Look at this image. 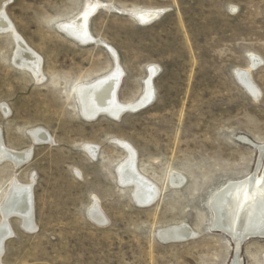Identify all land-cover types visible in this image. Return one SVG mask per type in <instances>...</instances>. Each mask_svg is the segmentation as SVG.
Here are the masks:
<instances>
[{"label":"rangeland","instance_id":"obj_1","mask_svg":"<svg viewBox=\"0 0 264 264\" xmlns=\"http://www.w3.org/2000/svg\"><path fill=\"white\" fill-rule=\"evenodd\" d=\"M86 1L0 0L41 55L45 75L37 82L17 67L14 41L0 33L2 140L15 150L32 146L26 163L0 161V205L13 177L33 179L36 225L29 231L20 217L8 218L13 234L1 263L228 264L237 251L241 264H264V236L237 247L210 226L209 206L226 182L254 173L259 159L264 168L256 147L264 144V0H99L113 6L97 9L89 21L101 45L78 43L59 28ZM146 9L159 14L144 22L131 16ZM251 55L258 58L253 67ZM115 59L123 71L122 102L142 93L148 66H156L151 101L118 118H84L76 84L108 72ZM239 69L249 70L256 97L237 81ZM34 127L51 140L34 144ZM118 140L134 148L137 168L160 189L148 205L138 204L133 187L117 179L116 166L126 155ZM171 172L183 177L180 185L170 184ZM94 201L103 223L88 215ZM180 223L195 233L158 237Z\"/></svg>","mask_w":264,"mask_h":264},{"label":"bare ground","instance_id":"obj_2","mask_svg":"<svg viewBox=\"0 0 264 264\" xmlns=\"http://www.w3.org/2000/svg\"><path fill=\"white\" fill-rule=\"evenodd\" d=\"M103 7L111 9L113 6L99 0H87L82 10L75 17L59 22L60 30L78 43H100L101 45L102 41L92 34L89 21L97 9L99 10V8ZM130 13L136 20L144 22L158 16L159 10H133ZM0 33L9 34L14 41L13 63L29 72L31 77L37 82L44 81L45 75L42 70L41 55L26 43L23 36L18 33L12 20L8 17L7 12L3 9H0ZM105 45L113 54L114 49L108 44ZM250 58L253 67L258 62V58L252 56L249 57V60ZM147 70L142 93L136 99L127 102H122L118 99V88L122 81L123 71L117 59L114 60V65L108 72L91 80L78 82L75 86L74 96L79 102L80 114L86 119L93 120L100 115L118 118L125 109L140 110L139 108L148 104L153 97L152 78L155 76L157 68L154 65H150ZM236 73L237 81L253 97H256L258 90L250 79L249 70L239 69L236 70ZM1 108L4 113L8 112L5 104H2ZM29 135L34 144L51 140L50 134L41 127L30 129ZM240 138L248 140L245 137ZM118 143L124 148L126 155L122 162L116 166L117 179H119L121 184L133 187V198L138 204L144 206L153 202L158 197L160 189L137 168V155L134 148L124 140H118ZM256 147L261 157L264 154V144ZM85 148L92 155L96 153L94 145H86ZM31 152L32 146L24 150H15L7 147L3 143L0 132V161L6 160L15 165H21L29 160ZM169 182L174 186L180 185L183 182V177L177 172H171ZM33 184L34 181L31 178L28 182L23 183L13 177L9 182L6 196L0 205V257L3 253L5 240L13 234L12 227L8 221L9 217L14 215L20 217L21 225L26 230L32 231L36 229ZM209 206L212 214L210 226L227 232L234 241L254 236L263 237L264 168L261 167L260 159L256 163L254 173H249L246 177L238 180H230L217 190L213 194ZM88 215L98 223L105 221V217L96 201L90 207ZM194 233L193 230L188 229L186 224L180 223L159 230L158 235L162 240H167ZM0 264H2L1 261ZM228 264H241L237 251Z\"/></svg>","mask_w":264,"mask_h":264},{"label":"water","instance_id":"obj_3","mask_svg":"<svg viewBox=\"0 0 264 264\" xmlns=\"http://www.w3.org/2000/svg\"><path fill=\"white\" fill-rule=\"evenodd\" d=\"M236 77H237V73H236ZM245 88V87H244ZM125 110H130V109H125ZM124 110V111H125ZM150 204V203H149ZM148 205V204H147ZM225 232V231H224ZM225 233H227V232H225ZM228 234V233H227ZM190 235H186V236H182V237H177V238H170V239H167V240H181V239H184V238H187V237H189ZM158 237H159V235H158ZM254 237H256V236H254ZM160 238V237H159ZM161 239V238H160ZM244 240V239H243ZM243 240H237V241H234L235 242V244H236V246L237 247H239V245L241 244V242L243 241Z\"/></svg>","mask_w":264,"mask_h":264}]
</instances>
